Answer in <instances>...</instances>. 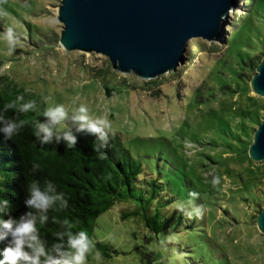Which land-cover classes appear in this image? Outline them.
I'll return each mask as SVG.
<instances>
[{
	"label": "rangeland",
	"instance_id": "1",
	"mask_svg": "<svg viewBox=\"0 0 264 264\" xmlns=\"http://www.w3.org/2000/svg\"><path fill=\"white\" fill-rule=\"evenodd\" d=\"M59 4L0 0V86L23 87L43 111L63 104L71 117L85 104L91 116L106 115L144 170L192 213L199 240L216 261L264 264V235L255 220L264 206V162L248 154L264 112V97L249 85L264 50V0H235L220 41L189 39L183 62L151 80L114 71L102 54L64 50ZM131 207L118 202L96 218L92 239L114 251L89 264H180L177 240L151 238L139 217L120 219Z\"/></svg>",
	"mask_w": 264,
	"mask_h": 264
},
{
	"label": "trees",
	"instance_id": "2",
	"mask_svg": "<svg viewBox=\"0 0 264 264\" xmlns=\"http://www.w3.org/2000/svg\"><path fill=\"white\" fill-rule=\"evenodd\" d=\"M100 73L101 85L109 94L111 88L106 71ZM18 95L24 97L19 103L35 100L36 109L28 113L12 108L5 111V104L15 101ZM42 113L38 99L24 92L23 87H15L11 82L0 86V116L18 124L24 122L11 139L0 131V206L4 200L9 201L8 207L0 211V220L8 219L9 215L18 220L24 213L33 212L41 237L50 250L56 239L53 233L64 231L60 224L52 222L53 216L60 220L67 216L77 223L73 231L83 228L92 238L96 218L116 203L124 202L132 207L121 211L120 219L139 217L151 238L160 235L171 241L177 240V249L182 253L180 264H223L216 261L199 240L200 235L196 233L198 223L194 219L188 220L184 209L176 207L174 198L165 193L162 182L144 170L142 162L132 155L118 132L106 130L105 141L98 139L96 134L77 131L76 126H71L68 128L77 138L75 148L68 149L62 133L55 130L51 142L42 144L34 135V122L47 121ZM3 127L4 123L0 122V129ZM57 136L61 138L57 140ZM93 144L98 151H94ZM99 153H105L106 159H99ZM33 164L40 167L33 169ZM32 180L39 182L41 190H44L46 181H51L56 192H64L69 202L65 210L50 209L44 225H41L39 214L24 204ZM170 206L173 210L167 213ZM94 241L103 257L113 253L114 249L107 243ZM6 246L8 240L0 241V260Z\"/></svg>",
	"mask_w": 264,
	"mask_h": 264
},
{
	"label": "water",
	"instance_id": "3",
	"mask_svg": "<svg viewBox=\"0 0 264 264\" xmlns=\"http://www.w3.org/2000/svg\"><path fill=\"white\" fill-rule=\"evenodd\" d=\"M234 1L60 0L59 44L66 51L102 54L114 71L151 80L183 62L189 39L220 41ZM249 85L264 97V50ZM248 154L264 162V112ZM255 220L264 235V206Z\"/></svg>",
	"mask_w": 264,
	"mask_h": 264
},
{
	"label": "clouds",
	"instance_id": "4",
	"mask_svg": "<svg viewBox=\"0 0 264 264\" xmlns=\"http://www.w3.org/2000/svg\"><path fill=\"white\" fill-rule=\"evenodd\" d=\"M8 36V44L11 50L15 46L11 28L8 30ZM23 100L24 97L18 95L15 101L5 104V111L12 108L20 113H28L36 109L35 100L19 103ZM42 114L47 117V121L34 122V135L42 144L51 142L55 130L62 133V138L66 141L68 149L75 148L77 138L73 135L71 128H68L64 123L69 119L76 126L77 131L96 134L97 138L101 140L106 141L108 131L112 130L111 122L106 115L91 116L90 110L85 104H80L71 117H69V112L63 104L47 107ZM0 122L4 123V127L0 131H3L8 139H11L23 127L24 123L21 121L18 124L15 120L5 119L3 116H0ZM56 126L59 128L57 129ZM56 138L59 140L61 136ZM93 149L98 151L95 144H93ZM98 158L106 159V154L99 153ZM39 167V164H33V169ZM219 182V177H214L212 180L214 187ZM45 185L44 190H41L39 182L32 180L28 184V196L24 200V204L29 209H34L39 214L41 225H44L48 220L47 213L50 209L53 211L65 210L69 203L65 193L56 192L51 181H46ZM190 195L197 196L199 194L192 192ZM57 202H59L58 205ZM8 204L9 201L4 200L0 206V211L6 209ZM176 207L179 208L178 205ZM186 215L189 219L193 218L191 212L186 213ZM52 222L60 224L64 231L53 233L56 239L49 250L46 247V241L41 237L33 212L24 213L18 220L11 215L6 220H0V241L8 240V246L3 249V259L0 260V264H89L90 257L94 261H103V253L96 248V242L89 236L88 232L83 228L73 231L77 228L76 222L67 216L63 220L53 216Z\"/></svg>",
	"mask_w": 264,
	"mask_h": 264
}]
</instances>
